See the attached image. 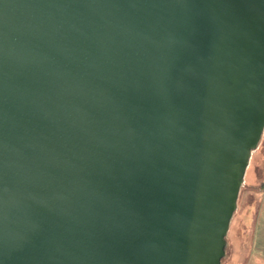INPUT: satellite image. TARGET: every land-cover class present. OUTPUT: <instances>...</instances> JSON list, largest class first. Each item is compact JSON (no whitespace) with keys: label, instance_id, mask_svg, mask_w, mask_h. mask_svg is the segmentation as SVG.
I'll return each mask as SVG.
<instances>
[{"label":"water","instance_id":"95a60500","mask_svg":"<svg viewBox=\"0 0 264 264\" xmlns=\"http://www.w3.org/2000/svg\"><path fill=\"white\" fill-rule=\"evenodd\" d=\"M263 133L264 0H0V264H224Z\"/></svg>","mask_w":264,"mask_h":264},{"label":"rangeland","instance_id":"374dc122","mask_svg":"<svg viewBox=\"0 0 264 264\" xmlns=\"http://www.w3.org/2000/svg\"><path fill=\"white\" fill-rule=\"evenodd\" d=\"M263 148L264 133L258 147L252 153L250 165L245 176V182L241 187L238 207L233 215L227 234V245L231 247V251L224 264H262L264 262V196L260 197L262 195L260 194L257 197L254 193L252 197H247V190L250 186L249 182H251L249 177L251 176V172H253L254 165H258V173L262 167V165L259 164V158ZM247 202H251L250 206L252 212L254 214L257 212L254 221L253 214L249 217H245ZM257 207L258 209L256 211L255 209ZM261 260H263L262 263Z\"/></svg>","mask_w":264,"mask_h":264},{"label":"crops","instance_id":"0c3cea01","mask_svg":"<svg viewBox=\"0 0 264 264\" xmlns=\"http://www.w3.org/2000/svg\"><path fill=\"white\" fill-rule=\"evenodd\" d=\"M260 154H261V156H260ZM260 154H259V156H260V158H259L260 163L259 164H261L262 167H261L260 172L258 173L257 172V171H259L258 170V165L255 164L253 172H251V176L249 177L251 182H249L250 186H249V188L247 190V197H249V198L252 197L254 193L257 195V197L260 194H262L260 197L264 196V148L262 150V153H260ZM261 159L263 160V162H262ZM248 168H249V166H248ZM246 174H247V172H246ZM250 205H251V202L246 205L247 207H246V214H245L246 216L245 217H249L251 214H253V221H254V218H255V215H256L257 212H255V214H254L252 212V209H251ZM258 207H259V204H258ZM258 207L255 209L256 211H257ZM253 221H252V223H253ZM262 262H263V260H261V263ZM262 264H264V262Z\"/></svg>","mask_w":264,"mask_h":264},{"label":"trees","instance_id":"16d2710c","mask_svg":"<svg viewBox=\"0 0 264 264\" xmlns=\"http://www.w3.org/2000/svg\"><path fill=\"white\" fill-rule=\"evenodd\" d=\"M248 170V169H247ZM222 261H223V259H222ZM222 264V263H221Z\"/></svg>","mask_w":264,"mask_h":264}]
</instances>
